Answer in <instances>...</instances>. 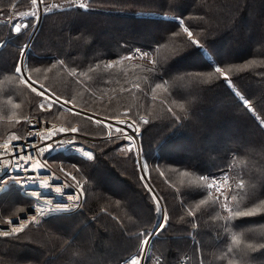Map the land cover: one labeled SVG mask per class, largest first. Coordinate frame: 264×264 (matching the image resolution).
<instances>
[{"label":"trees","instance_id":"obj_1","mask_svg":"<svg viewBox=\"0 0 264 264\" xmlns=\"http://www.w3.org/2000/svg\"><path fill=\"white\" fill-rule=\"evenodd\" d=\"M81 1L86 8L66 3L42 13L26 52L28 76L97 115L120 110L138 119L147 181L167 217L149 256L166 264L189 254L186 264H264V0ZM12 4L0 0V136H23L31 118L67 115L76 125V114L42 109L12 70L29 32L8 25ZM30 4L18 0L14 8ZM119 145L93 147L91 161L50 157L83 180V207L0 238V264H117L138 254L157 204L135 155L120 154ZM221 179L233 187L224 201L209 186ZM3 197L1 217L29 207L15 189Z\"/></svg>","mask_w":264,"mask_h":264},{"label":"built area","instance_id":"obj_2","mask_svg":"<svg viewBox=\"0 0 264 264\" xmlns=\"http://www.w3.org/2000/svg\"><path fill=\"white\" fill-rule=\"evenodd\" d=\"M91 118L95 119V117ZM109 131L110 129H108ZM135 136L137 139V133ZM69 139L75 140L76 143L56 144L61 140ZM96 140V138L82 134L77 126L40 128L34 125H31L21 138L0 140V196L9 189H15L25 200L32 202L31 208H29L31 213L23 212L26 223L21 230L30 226L35 227L47 218L73 214L81 210L84 201L82 187L57 173L50 164V157L71 155L84 160H91L78 149L83 148L92 151V158H94L95 151L91 144ZM48 143H52L53 147L47 149ZM5 145L8 146L7 150H5ZM41 147H44L45 151L41 152ZM18 156H26L31 159L22 161V167L16 168L14 165ZM9 160H11L12 166H9ZM35 164H39L40 167L33 168ZM57 187L61 189V192H56ZM69 196H72L73 199L70 200ZM57 205L61 207L58 208ZM64 205L67 207H63ZM4 226L8 227L4 229L2 228ZM17 226H19V222L17 225L0 223V236L5 231L10 234L12 228ZM143 261L144 255L141 264ZM186 261L187 258H184L178 264H186Z\"/></svg>","mask_w":264,"mask_h":264},{"label":"rangeland","instance_id":"obj_3","mask_svg":"<svg viewBox=\"0 0 264 264\" xmlns=\"http://www.w3.org/2000/svg\"><path fill=\"white\" fill-rule=\"evenodd\" d=\"M17 2H18V0H13V4L10 7V15H9V17L6 20L8 22V25H11L14 33H17L15 31V27H14L15 24H19L20 25V30L25 29V31H27V32L29 30L28 36H27V40L25 42L26 45H27L29 39L31 38L32 34L34 33L38 23H40L39 22V18L40 17L42 18V13L50 11V10H53V9H56V8H61L63 5H66V3L67 4H74L75 6H78V7H80L81 4L85 5V2H83L81 0H79V1H77V0L76 1H73V0L72 1L71 0H67V1L66 0H49L46 5H44L45 0L44 1L43 0H37V3L35 5H33L32 0H31L30 6H27L26 8L24 6H19L18 8H14V4L17 3ZM33 13H36V15L33 16ZM175 20L178 21L182 25L181 19L175 18ZM4 21H5V19L1 18L0 24L2 22H4ZM40 21H41V19H40ZM187 33H189V32L187 31ZM26 45L23 46L22 51L24 50ZM22 51H21V53H22ZM204 53L206 54L205 57L208 58L209 55H207V54H209V53H207V52H204ZM128 57L131 58L130 56H128ZM209 59L211 60V58H209ZM20 60H21V55H20L19 61L16 64L17 66H20V64H21ZM24 69H25V73H26L27 77L29 78L28 72H27V68H26V63H25ZM216 69H218V68H216ZM14 73H15L16 76H18L20 78L21 82L26 87H28L34 94H36L41 99L40 106L42 107V109L50 110L54 106H58L64 112H68V113H71V114H76L77 117L81 118V120L77 121V124L80 121L84 122L85 119L89 120L91 122L90 125L92 126V129H86L87 131L85 129H81V127H79L77 124L76 125L82 131V132L80 131L82 134H85L86 136L93 137V138L97 139L96 141L93 142V144H91L92 147L96 148L100 143H109V144L120 143L119 148L117 149V152H119L120 154H122V153L126 154V153L131 151L133 153V155H135V158H136V161H137V164H138L139 174H140L141 179L143 180V178L141 176L140 169H139V161H138L139 158H138L136 150H135V149H137V145L134 144L132 139L129 138L126 135V132L119 125L118 126L116 124L108 125V123L106 122V121H114L116 123H121V122H124V121H128L130 124H132L131 126L133 127L134 132L137 133V144L139 145V136H138V134L140 132V124L137 122L138 119H135V117H131V116L129 117L128 115L125 114L127 111H120V110L116 111L114 113V115H116L114 117L100 116L99 114L97 115V113H93V112H91V111H89L87 109H83V108L77 107V106L73 105L68 100H63V99H59L58 98L62 103H64V105L59 104V103H57L55 101H52L50 98L44 96L43 94L38 93L35 88H33L31 85H29L28 83H26L23 80L22 74H19V73H16V72H14ZM85 90L89 91V93H91V91H92V93H93V89L92 88H87ZM234 91H235V93H237L236 90H234ZM47 95H49V94H47ZM109 100H110V98L107 99V103H108ZM66 105H67V107L69 106V107H73V108L80 109V110H83L85 112L91 113V114L95 115L94 117L99 118V119H93L91 117H86L83 114L76 113V112L70 110L69 108H67ZM245 105H247V103H245ZM141 120L145 121L143 119H141ZM86 124H87V127L89 128V123H86ZM31 125H34V126L40 127V128H47V127H51V126L52 127H58V128H66V127L76 126L74 124V122L71 121V119L67 115H64L62 118L56 119V120H53V121L40 119V118H31V119H29L27 121V124L25 126V131L23 132L24 135H25L27 129ZM106 127H108V128H106ZM108 129H110L109 132H108ZM23 136H22V134L9 133V134H6L4 136H0V138H3V139H5V138L16 139V138H21ZM74 157H76V156H74ZM93 159L94 158H91V160H93ZM140 159H141V162H142L141 166H144V168L142 169V172H143V174H145L147 176L148 165H147L146 162H144V160L141 157H140ZM91 160H88V161H91ZM50 164H51L52 168L57 173H60V174L64 175L66 177V179L69 180L70 182L75 183V184L76 183L79 184L82 187L83 192H85L84 191L83 180H80L79 176L77 174H75L73 171H71L69 169L67 170V168L63 166V163H59V162H53L52 163L51 162ZM69 173H71V175H69ZM73 177H75V179H73ZM145 185H146V182H145ZM211 186L215 187L218 190L220 196L224 194L222 196L223 197V201L225 200V198H226V196L228 194L227 191L229 189L233 188L232 186H230L229 181L226 180V179L212 181L211 182ZM84 196H85V193H84ZM152 196L154 197V199L156 201L157 210L158 209L160 210V211H158V216H159L160 212H161V206L159 205L156 197L153 194H152ZM6 198L7 197H5V198L3 197V199H1V201H0L2 207L3 206L7 207L9 205L8 204L9 201ZM18 201H20L19 197H18ZM28 202H29V207L26 210H25V208H26L27 205L23 203L22 206L18 205V208L14 207L13 213H12L11 216H8V217H5V216L1 217L0 216V223L3 224V225H8L9 221L11 219L17 218L19 216V213L27 212L29 210V208H31V205H32L31 201H28ZM83 203H84V201H83ZM83 203H82V207H83ZM82 207H81V209H82ZM69 215L70 214H65V215H60V216H69ZM164 221H163L162 225H164ZM162 227L159 229V231L162 229ZM27 228L21 230L20 232H11L7 236L1 235L0 238H7V237L9 238V237L16 236V235L24 232ZM151 231H150V233H151ZM150 233H149V235H150ZM149 235H145V237L142 239L138 254L131 255L126 260H124V261H122L120 263H117V264H132V260L133 259L136 260V264H141V259H142V256L144 255V249L147 246V239H148ZM237 242H238V238H235L234 244L236 245ZM107 254L109 255V253H107ZM104 255H105V253H103L102 255L99 253V254H97V258H99L101 262H104L103 261L104 260L103 259ZM184 258H187V257H184ZM188 258H187L186 263H191L192 262V256L190 254H189ZM161 261L162 260L158 257V255H154V254L151 255V253H150V256H149V253H148L147 264H161ZM230 264H234V263H230Z\"/></svg>","mask_w":264,"mask_h":264},{"label":"snow or ice","instance_id":"obj_4","mask_svg":"<svg viewBox=\"0 0 264 264\" xmlns=\"http://www.w3.org/2000/svg\"><path fill=\"white\" fill-rule=\"evenodd\" d=\"M32 3H33V5H35V4L37 3V0H32ZM80 7H82V8H86L87 5L81 4ZM35 15H36V13H33V16H35ZM14 27H15V31L19 33V32H20V25H19V24H15ZM185 31L187 32L188 30L185 29ZM188 35H189V37H191L192 33L189 32ZM144 55L147 56V53H144ZM12 70H13L14 72H16V73L23 74V63H21L20 66H17V65L14 64ZM217 71H220V69L218 68ZM34 90H35V89H34ZM41 92L43 93V89H41ZM245 103H247V101H245ZM72 131H75V129H72ZM69 143H76V141H75V140H72V139H69V140H66V141H65V140H61V141H59V142L56 143V144H57V145H61V144H69ZM7 147H8V146L5 145V150H7ZM52 147H53V144H52V143H48V144H47V149H50V148H52ZM78 150L81 151V152L83 153V155L86 156V157H89V158H92V157H93V152L90 151V150H85V149H83V148H79ZM40 151H41V152L45 151V148H44V147H41ZM26 159H27V160H30L31 158H30V157H26V156H18V158H17V162H16V164H15L14 166H15L16 168H20V167H22L21 162L24 161V160H26ZM8 164H9V166H12V164H11V160H9ZM39 167H40L39 164H35V165H33V168H39ZM72 167H73V168H76L77 165H72ZM141 167H142V169L144 168V166H141ZM69 175H71V173H69ZM202 178H205V177H202ZM73 179H75V177H73ZM42 183H43V182H42ZM209 186L211 187V185H209ZM55 190H56V192H58V193L61 192V189H60L59 187H57ZM68 198H69L70 200L73 199L72 196H69ZM57 207L59 208V207H61V206H60V205H57ZM63 207H67V205H64ZM158 211H160V210L158 209ZM249 214H251V211H249V212H245V213H241L240 211H236V212L234 213V215H236V216H240V215H249ZM161 218H162L163 220H165V221H166V219H167V217L163 214L162 211H161ZM14 221H15V220H10L9 223L16 224L17 221H15V222H14ZM25 223H26L25 218H24V217H21L20 220H19V226H17V227H13V228H12V232H20L21 229L24 227ZM162 226H163L162 224H159V223H158V224L155 226V228H161ZM154 230H155V229H154ZM3 235L7 236V235H9V233H8L7 231H5V232L3 233ZM145 235H149V233H145ZM261 239H264V237H262ZM258 247H259V249L264 248V243L259 244ZM132 264H136V260H135V259L132 260ZM161 264H166V261H162Z\"/></svg>","mask_w":264,"mask_h":264},{"label":"water","instance_id":"obj_5","mask_svg":"<svg viewBox=\"0 0 264 264\" xmlns=\"http://www.w3.org/2000/svg\"><path fill=\"white\" fill-rule=\"evenodd\" d=\"M40 19H41V17L39 18V22H40ZM38 27H39V23H38V25H37V27H36L34 33L32 34L31 38L29 39L27 45L25 46V48H24V50H23V53H22V55H21L20 63H23V62L25 63L26 52H27L28 46L30 45V43H31V41H32V38H33V36L35 35V33H36ZM22 78H23V80H24L26 83H28L29 85H32V86L36 87V86H35L36 84L33 83L32 81H30V79L27 77V75H26V76H23V74H22ZM32 83H33V84H32ZM37 86H38V85H37ZM38 87H39V86H38ZM40 88H41V87H40ZM41 89H43V88H41ZM43 90H44V89H43ZM46 92H47V91H46ZM47 93H48V92H47ZM48 94H50V93H48ZM50 95H51V94H50ZM51 96L54 97L53 95H51ZM54 99H55V102L64 105V103H62V102H61L59 99H57L56 97H54ZM66 107H67V106H66ZM67 108H69L70 110H72V111H74V112H76V113L83 114V115H85V116H87V117H88V116L94 117V115H92L91 113L85 112V111H83V110L76 109V108H73V107H67ZM135 150H136L137 156H138V158H139L138 161H139V169H140V172H141V176H142L143 180L146 182V185H147L148 189H149V190L151 191V193L156 197V199H157L159 205L161 206V211H162L163 214H164V211H163V208H162V205H161L160 200L158 199L156 193L154 192V190L152 189V187H151L150 184L148 183L147 178H146V175L143 174V172H142V168H141V165H140V164H141V159H140L139 145L137 146V149H135ZM26 213H31V210H28ZM159 216H160V217H159ZM159 216H158V219H157V221H156V223H155V225H154V227H153V229H152V231H151V233H150V235H149V237H148V239H147V246L145 247V250H144V261H143L142 264H147V256H148V253H149V250H150V243H151V241L153 240L154 235H155V234L159 231V229H160V228H155V226H156L158 223H159V224H163V221H164V220L161 218V212H160V215H159ZM21 217H24V218H25V214L22 213V214H20L17 218L11 219V220H15V221H17V223H16V224H12V223H10V225H17ZM15 221H14V222H15ZM7 227H8V226H4V227H2V228L6 229ZM154 229H155V230H154Z\"/></svg>","mask_w":264,"mask_h":264},{"label":"bare ground","instance_id":"obj_6","mask_svg":"<svg viewBox=\"0 0 264 264\" xmlns=\"http://www.w3.org/2000/svg\"><path fill=\"white\" fill-rule=\"evenodd\" d=\"M20 65H21V64H20ZM24 66H25V63L23 62V76H26ZM32 84H33V83H32ZM31 86H32V85H31ZM35 86H36V87H34V86H32V87L35 88L36 91H37L38 93H41V94H43L44 96L50 98L52 101H55L54 97H52L50 94L47 95L48 93H47L45 90H43V93H42V92H41V88L38 87L37 85H35ZM66 106H67V105H66ZM68 107H69V106H68ZM95 119H99V118H96V117H95ZM106 122L108 123V125H110V124H116L117 126L119 125V126H120V127L126 132L127 136H128L129 138L132 139V141L134 142V144L138 146V144H137V139H136V136H135V132H134V130H133V127L131 126L132 124H130L128 121H124V122H121V123H116V122H114V121H106ZM141 164H142V162H141ZM141 164H140V165H141ZM159 217H160V216H159ZM144 250H145V249H144Z\"/></svg>","mask_w":264,"mask_h":264}]
</instances>
